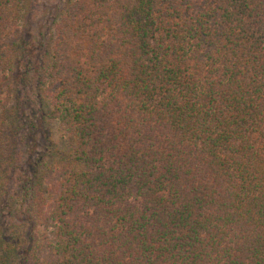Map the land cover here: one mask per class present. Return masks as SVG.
<instances>
[{
  "label": "trees",
  "instance_id": "16d2710c",
  "mask_svg": "<svg viewBox=\"0 0 264 264\" xmlns=\"http://www.w3.org/2000/svg\"><path fill=\"white\" fill-rule=\"evenodd\" d=\"M35 3L0 0V264H264V0H63L29 173Z\"/></svg>",
  "mask_w": 264,
  "mask_h": 264
},
{
  "label": "rangeland",
  "instance_id": "374dc122",
  "mask_svg": "<svg viewBox=\"0 0 264 264\" xmlns=\"http://www.w3.org/2000/svg\"><path fill=\"white\" fill-rule=\"evenodd\" d=\"M63 0H36L35 19L31 25L32 41L29 46V72L26 83L18 97L20 120L18 129L19 154L30 173L42 157L46 160L53 155L54 146L62 147V135L57 122L47 119L45 108L37 94V65L40 63L43 44L51 35L52 24L62 8ZM9 222L7 213L5 214Z\"/></svg>",
  "mask_w": 264,
  "mask_h": 264
}]
</instances>
